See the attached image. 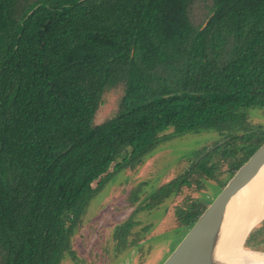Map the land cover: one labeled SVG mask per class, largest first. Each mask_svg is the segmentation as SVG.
Masks as SVG:
<instances>
[{"label":"trees","instance_id":"trees-1","mask_svg":"<svg viewBox=\"0 0 264 264\" xmlns=\"http://www.w3.org/2000/svg\"><path fill=\"white\" fill-rule=\"evenodd\" d=\"M251 107H264V0H0V264L75 257L91 198L172 136L219 139L135 211L202 177L222 188L264 140ZM207 205L175 207L183 235ZM248 238L264 244V219Z\"/></svg>","mask_w":264,"mask_h":264},{"label":"rangeland","instance_id":"rangeland-1","mask_svg":"<svg viewBox=\"0 0 264 264\" xmlns=\"http://www.w3.org/2000/svg\"><path fill=\"white\" fill-rule=\"evenodd\" d=\"M120 95V87L104 94L96 121L114 111ZM249 119L264 126V107H251ZM171 131L168 128L165 133ZM218 139L214 130L172 136L161 141L140 163L114 173L88 202L71 237L75 257L66 252L61 264H161L184 237L183 230L177 228L175 207L188 198H200L209 204L221 188L215 180L202 177L199 188L195 184L183 186L177 194L149 209L135 211L136 206L143 205V199L159 185L183 173L204 147ZM128 219L133 225L125 245H120L114 229ZM242 252L246 257H264Z\"/></svg>","mask_w":264,"mask_h":264},{"label":"water","instance_id":"water-1","mask_svg":"<svg viewBox=\"0 0 264 264\" xmlns=\"http://www.w3.org/2000/svg\"><path fill=\"white\" fill-rule=\"evenodd\" d=\"M263 165L264 140L228 179L161 264H244L241 261L234 263L218 258L216 247L229 200L259 172ZM263 219L264 216L252 225L244 235L241 242L242 250L264 256V244L248 238L251 229ZM249 261L251 260L247 261L249 264H257V262Z\"/></svg>","mask_w":264,"mask_h":264},{"label":"bare ground","instance_id":"bare-ground-1","mask_svg":"<svg viewBox=\"0 0 264 264\" xmlns=\"http://www.w3.org/2000/svg\"><path fill=\"white\" fill-rule=\"evenodd\" d=\"M264 216V165L259 172L228 202L221 224L216 247L218 258L234 263L257 262L264 264L263 258L246 257L241 242L249 228ZM238 239H240L238 241ZM238 242V243H237ZM238 249V250H237ZM259 262V263H258ZM256 264V263H254Z\"/></svg>","mask_w":264,"mask_h":264}]
</instances>
